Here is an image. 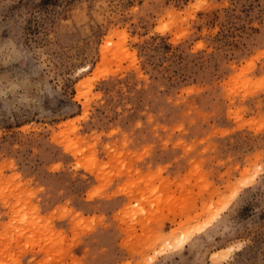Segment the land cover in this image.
<instances>
[{
	"label": "rangeland",
	"instance_id": "374dc122",
	"mask_svg": "<svg viewBox=\"0 0 264 264\" xmlns=\"http://www.w3.org/2000/svg\"><path fill=\"white\" fill-rule=\"evenodd\" d=\"M0 264H264V0H0Z\"/></svg>",
	"mask_w": 264,
	"mask_h": 264
},
{
	"label": "bare ground",
	"instance_id": "6f19581e",
	"mask_svg": "<svg viewBox=\"0 0 264 264\" xmlns=\"http://www.w3.org/2000/svg\"><path fill=\"white\" fill-rule=\"evenodd\" d=\"M169 239V238H168ZM170 240V239H169ZM180 245V244H179ZM179 245H177V246H179Z\"/></svg>",
	"mask_w": 264,
	"mask_h": 264
}]
</instances>
